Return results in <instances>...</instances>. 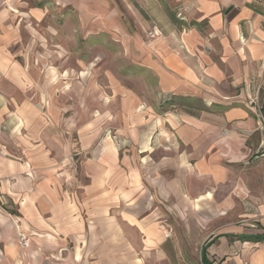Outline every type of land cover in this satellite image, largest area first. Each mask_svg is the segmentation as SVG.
I'll list each match as a JSON object with an SVG mask.
<instances>
[{
	"label": "crops",
	"instance_id": "obj_1",
	"mask_svg": "<svg viewBox=\"0 0 264 264\" xmlns=\"http://www.w3.org/2000/svg\"><path fill=\"white\" fill-rule=\"evenodd\" d=\"M156 2L177 4L194 23L155 27L160 35L149 43L144 23L119 32L108 24L105 34L138 72L128 76L139 92L110 74L104 100L86 116L68 105L65 90L30 89L29 60L4 54L17 34L0 13V264H114L116 242L130 246L126 264H156L167 256L156 211L178 209L180 199L195 209L211 195L204 188L226 175L216 147L245 146L240 132L256 123L248 100L264 99V0ZM58 72L47 87L64 83L67 69ZM117 219L137 234L116 235Z\"/></svg>",
	"mask_w": 264,
	"mask_h": 264
},
{
	"label": "rangeland",
	"instance_id": "obj_2",
	"mask_svg": "<svg viewBox=\"0 0 264 264\" xmlns=\"http://www.w3.org/2000/svg\"><path fill=\"white\" fill-rule=\"evenodd\" d=\"M167 2L165 4L172 10L178 11L177 4ZM165 4L156 0H111L108 3L103 0H23L21 3H0V13L5 15L2 16V26L13 27L17 34L13 35L16 40L8 43L4 54L21 64L23 58L29 60V73L33 79L30 89L65 90L68 105L79 106L82 116H86L96 108L97 101L100 104L104 100L110 74L139 92L134 78L128 76L131 72H138L126 66L127 60L116 49L118 47L110 36L105 34L108 24L110 30L119 32L120 27L130 28L144 23L147 28L143 29L141 40L149 43L160 35L161 27H169L170 20L162 16ZM177 16L182 18V14ZM100 32L102 35H97ZM94 44L114 47L111 51L110 48L109 51L93 49ZM62 69H67L64 83L59 86L57 82H51L47 87L44 81L56 80L58 70ZM248 102L253 107L255 128L240 132L247 139L244 147H216L217 157L215 155L214 158H219L217 161L226 169V175L220 182L204 188L203 193L210 192L211 195L199 199L195 209L192 203L187 204L180 199L178 209L170 210L163 206L154 214L162 222L167 235V241L162 244L167 256L156 264H201V246L213 238L211 248H207L211 264H222L226 257L228 262L225 264H250L264 256L262 242L245 243L236 237L220 235L264 232V123L259 111V98L252 97ZM190 106L195 109L200 105L192 101ZM4 203L7 208H13L10 202ZM115 228L116 235L137 234L136 230L127 229L120 219L116 220ZM20 233L24 232L18 231L17 244L24 249L26 246L19 241ZM218 238L223 241L219 242ZM128 245L115 243V249L122 252H116L114 264L128 262ZM119 254L127 257L120 259L117 257ZM24 259L25 256L22 261Z\"/></svg>",
	"mask_w": 264,
	"mask_h": 264
},
{
	"label": "trees",
	"instance_id": "obj_3",
	"mask_svg": "<svg viewBox=\"0 0 264 264\" xmlns=\"http://www.w3.org/2000/svg\"><path fill=\"white\" fill-rule=\"evenodd\" d=\"M168 13V17L171 23H173L176 26H182V25H186V26H190L192 25L194 22L191 21L189 24L186 23L183 18H179L177 15V12L175 10L172 9H168L167 11ZM260 100V99H259ZM259 111L263 116V123H264V99L260 100L259 103ZM189 112L192 114H195V111L193 109H189ZM4 209L13 215H17L18 212L15 208H7V206H3ZM264 229V228H263ZM222 236L225 237H236V239L241 240V241H252V242H262L264 243V232L263 233H259V234H220ZM215 240V238H213L210 241H206L203 243V245L201 246L200 249V261L201 264H211L210 261L207 258V248L209 247V245L212 244V242Z\"/></svg>",
	"mask_w": 264,
	"mask_h": 264
},
{
	"label": "built area",
	"instance_id": "obj_4",
	"mask_svg": "<svg viewBox=\"0 0 264 264\" xmlns=\"http://www.w3.org/2000/svg\"><path fill=\"white\" fill-rule=\"evenodd\" d=\"M152 33V32H151ZM20 236H19V241H20V244L22 245V246H27L28 245V240H27V237H26V235L24 234V233H20L19 234Z\"/></svg>",
	"mask_w": 264,
	"mask_h": 264
}]
</instances>
